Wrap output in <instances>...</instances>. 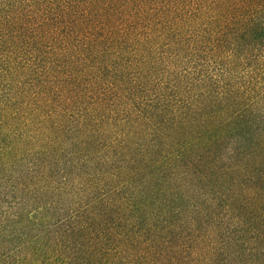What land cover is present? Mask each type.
Listing matches in <instances>:
<instances>
[{"label":"trees","instance_id":"1","mask_svg":"<svg viewBox=\"0 0 264 264\" xmlns=\"http://www.w3.org/2000/svg\"><path fill=\"white\" fill-rule=\"evenodd\" d=\"M259 251L264 0H0V264Z\"/></svg>","mask_w":264,"mask_h":264},{"label":"rangeland","instance_id":"2","mask_svg":"<svg viewBox=\"0 0 264 264\" xmlns=\"http://www.w3.org/2000/svg\"><path fill=\"white\" fill-rule=\"evenodd\" d=\"M193 129H190L189 132H192ZM188 132V133H189ZM200 136L197 135L196 133H194L193 131V136L191 137V135H187L186 137H184L183 140V145L186 147V148H179V147H175V152L174 153H180V152H183L184 150L187 151V154L189 153V151L192 149V150H197L198 147L201 145V141H200ZM202 148H200L201 150ZM262 151V148H260V152ZM174 159H176L175 157H173ZM166 166V162L165 160H162L159 162V164H151L150 168L152 169H155V170H159L161 167H164ZM202 185H200L198 188H201ZM212 209V207L208 206V212H210ZM52 213L53 211L52 210H49V208H40L38 209L37 211L35 212H32V215L31 217L34 218L35 217H46V221L47 222H51L53 220V217L55 216H52ZM26 217H27V213H26ZM47 222H44L43 225L45 226L47 224ZM24 227V225H23ZM34 234V233H31V235ZM23 240L25 239L24 237H22ZM27 238H29V236L27 235ZM249 257H252L255 259V264H264V251H259V252H250L249 255H247ZM245 257V256H244ZM56 264H60L59 262L56 263Z\"/></svg>","mask_w":264,"mask_h":264}]
</instances>
